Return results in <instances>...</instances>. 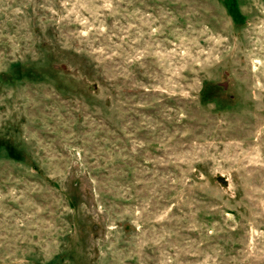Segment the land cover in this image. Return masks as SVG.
Segmentation results:
<instances>
[{
  "label": "rangeland",
  "instance_id": "374dc122",
  "mask_svg": "<svg viewBox=\"0 0 264 264\" xmlns=\"http://www.w3.org/2000/svg\"><path fill=\"white\" fill-rule=\"evenodd\" d=\"M0 264H264V0H0Z\"/></svg>",
  "mask_w": 264,
  "mask_h": 264
}]
</instances>
